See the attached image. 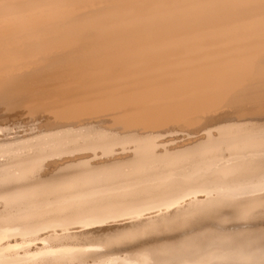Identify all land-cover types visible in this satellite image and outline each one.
<instances>
[{
	"label": "bare ground",
	"instance_id": "6f19581e",
	"mask_svg": "<svg viewBox=\"0 0 264 264\" xmlns=\"http://www.w3.org/2000/svg\"><path fill=\"white\" fill-rule=\"evenodd\" d=\"M18 106L54 125L4 126L0 264H264V0H0ZM121 220L166 238L70 240Z\"/></svg>",
	"mask_w": 264,
	"mask_h": 264
},
{
	"label": "rangeland",
	"instance_id": "374dc122",
	"mask_svg": "<svg viewBox=\"0 0 264 264\" xmlns=\"http://www.w3.org/2000/svg\"><path fill=\"white\" fill-rule=\"evenodd\" d=\"M23 107H25L26 109L25 108L23 109ZM14 108L12 110L11 109L10 110H7V109L5 110V109H1L0 108V129L3 127V129L0 130V137H1V134L3 135V131L6 130L7 127H9V126H10V128L14 127V128H12V130L8 129V131H12V134H10V136L9 135H7V136L11 137V136H13L15 134L16 131L20 132V134L22 133L23 135H25L26 133L34 132V131L36 132V130H42V131H44L43 133H45V132H47L46 128H51L54 125V122L52 121V120H54V119H52L53 115L51 114V116L49 117V114L50 113H47L46 114V112H44L45 114H43L41 112V114H40V112H39L40 115L37 112H35V113L34 112L29 113V109L26 106H18V107H16V109H14ZM23 111H24V113H23ZM32 114H34V115H32ZM217 115H219V114H217ZM104 118L105 119L107 118V120L111 124V120L109 119V116L106 115V117H104ZM34 119H36V120H34ZM219 119L220 118H218L216 120V122H215V119H207L208 121L207 120H203L204 122L200 123L201 124V127H200V124H199V127H195V129L196 128L197 129L204 128L205 127L204 124H209V127H208V125H206L207 129L208 130L210 129L213 133H215L216 132L215 130L217 129L216 124H218V123H220V122H222L224 120H228V118H226V119L224 118V119H220V120ZM231 119L233 120V118H229V120H231ZM210 120H213V122L215 123V125ZM99 121L100 120H98L97 122H95L97 124H95L94 122H93V124L94 125H98ZM108 121L101 120L100 122H101L102 125L104 124V127H107V126L110 125L109 123H107ZM205 121H206V123H205ZM106 123H107V126H106ZM42 124H43V127H41ZM101 124L99 123V125H101ZM210 124H213V125L210 126ZM46 125H48V127ZM4 126L6 127V129H5ZM16 126L17 127L19 126V129L16 128ZM202 126H204V127H202ZM32 127L34 129H32ZM214 127L216 129H214ZM192 128H194V126L190 128V127H180V126H172V125H169V126H166L165 127V129H169L167 131L169 135L167 136V133L161 132V134H163L165 136L163 138L162 137L163 135H161V138L166 140V139L172 137L175 140L172 141V142L169 141V142H166V143H168V144H174L177 141H181V140L183 141L185 138H187L188 137L187 136L188 135V130L189 129H192ZM1 131H2V133H1ZM203 131L205 132V130H203ZM173 132H176V133H173ZM170 135H172V136H170ZM178 137H180V138H178ZM98 144H101V142H98ZM94 145H97V142L94 143ZM92 146H93V143H92ZM20 147L21 146H15V148L17 149V151L20 150ZM15 148H12V150L10 149L8 151L9 153L7 152V154L10 155V153H11L10 151H13V150H14L13 152H17ZM32 148H33V146H32ZM21 149H22V147H21ZM61 153L63 154V156H62ZM61 153H59L61 155H57L58 156V159L60 157L61 158L65 157L64 156L65 153H63V152H61ZM7 154H4L3 158L1 156L0 157V161L5 160L8 157ZM97 154H98L99 157H101L100 156L101 155L100 152H98ZM67 156H69V155H67ZM98 156H97V158H99ZM4 157H6V158L4 159ZM63 159H61V161ZM48 162L50 163V159H48L46 161V163H48ZM256 218H258V217H256ZM130 223L131 222L129 220H121V221H117V222L111 221V222H108L107 224H103V225H95V226L87 227V228H84V229L83 228L75 229L74 231L79 232V233H82V234H79L78 236H76V238L73 237L70 240L71 241H74V242H83V243H97V242L99 243V242H105L107 245H113L112 247L115 248L116 250H118V249H127L130 252H134L136 250V248H141L142 246H146V245L152 247V246L156 245L157 243L163 241L164 238H166L163 235L156 234V232L155 233L154 232H151V233L150 232H145V233L137 234V235L129 234L128 232L131 231V229H132V227H131L132 225ZM263 224L264 223H261V226H264ZM99 227H101V228H99ZM259 227H260V225H259ZM201 228H199V229H201ZM235 229L233 228V230H235ZM162 232H164V231H162ZM107 235H109L110 237L107 236ZM106 237H107V239H106ZM121 238H123V239H121ZM105 240H108V241H105ZM149 240H151V241H149ZM173 240L176 241L178 239H176V237H175V238L172 239V241ZM116 241H119V242H116ZM129 241H130V243H129ZM144 243H146V244H144ZM114 245H116V246L114 247ZM129 245H130V247H129ZM133 247H134V249H133ZM99 250H103V249H99Z\"/></svg>",
	"mask_w": 264,
	"mask_h": 264
}]
</instances>
